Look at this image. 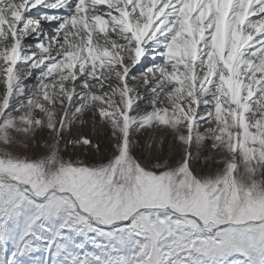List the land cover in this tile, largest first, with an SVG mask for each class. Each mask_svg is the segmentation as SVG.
<instances>
[{"label": "rangeland", "instance_id": "obj_1", "mask_svg": "<svg viewBox=\"0 0 264 264\" xmlns=\"http://www.w3.org/2000/svg\"><path fill=\"white\" fill-rule=\"evenodd\" d=\"M121 1L94 3L85 13L77 0H0V169L14 170L15 179L43 195L55 189L34 203L69 209L73 217L35 207L8 219L0 212V264L123 257L105 225L75 221L83 212L72 198L101 221L117 209L123 217L160 201L193 215L211 208L210 220L264 213V43L245 46L264 14L239 23L211 12L197 42L198 13L189 16L181 2L165 13L176 32L148 30L154 45L136 36L135 24L116 35L129 23ZM53 5L59 12L49 11ZM79 13L89 25H58ZM143 13L133 6L129 18ZM52 14L59 21L48 22ZM105 20L112 40L104 38ZM243 41L246 50L238 51ZM64 62L73 68L65 66L69 76L61 80L57 66ZM114 176L123 183L113 185ZM105 185L114 196L89 201L87 193ZM207 264H264V254L236 251Z\"/></svg>", "mask_w": 264, "mask_h": 264}, {"label": "snow or ice", "instance_id": "obj_2", "mask_svg": "<svg viewBox=\"0 0 264 264\" xmlns=\"http://www.w3.org/2000/svg\"><path fill=\"white\" fill-rule=\"evenodd\" d=\"M16 175L14 170L0 169V180L9 181L0 183V212L5 219L35 207L39 213L51 217L63 211V218L68 222L73 221V217L67 214L69 209L44 203L36 205L33 198L45 201L50 197L33 191L27 183L15 179ZM121 183L123 181L117 177L112 178L113 185L119 186ZM87 195L89 201H95L98 197L114 196V193L112 185H105ZM111 202L109 199L108 203ZM73 203L76 201L73 200ZM103 204L104 200L101 199L100 205ZM84 206L87 207V204ZM120 207H123V202ZM76 212L80 213L79 206ZM210 212L211 208L205 210L202 207L198 215H193L183 212L175 203L160 201L150 210L138 209L128 216H119L117 209L110 220L101 221L99 217L93 220L90 216L84 220L87 213H80V218L75 217V221L80 225L96 227L102 222L108 229L106 234L112 247L124 253L123 257L116 260L97 257L95 264H207L208 259L236 251L258 250L264 254V213L257 214L250 222L237 216L210 220ZM224 224L228 227L224 228ZM31 250L30 247L25 248L21 255Z\"/></svg>", "mask_w": 264, "mask_h": 264}, {"label": "bare ground", "instance_id": "obj_3", "mask_svg": "<svg viewBox=\"0 0 264 264\" xmlns=\"http://www.w3.org/2000/svg\"><path fill=\"white\" fill-rule=\"evenodd\" d=\"M115 1L116 0H77V2L79 3L78 5L80 6L79 10L82 9V11L85 13H90V10H91L94 3L107 4V6H108L109 3H112V2L115 3ZM119 1H121V0H119ZM121 2H123L125 4L124 6H126L128 8V10L126 9L127 10L126 14H124V13L123 14L126 15L125 19H127V21L129 23L125 24L126 22L125 23L122 22L123 27L122 28L119 27V31L117 32L116 35H121L122 33L124 34L125 30H127L128 28L131 29V26L135 24L134 29H132V30H134L136 32V36L139 39H141L143 42H150V43L152 42V43H154V45H157V42L156 41L154 42V40L156 39L154 37L155 35L153 33H149L148 30L151 29L152 31H155V30L163 31V32H166L167 34H173L174 32H176V31H174L176 29V28H174L175 26L173 27L167 21L168 17L165 15V13H166V9L169 8V6L170 7H176L181 2H182L181 6L185 9L186 13L189 16H190V14H195V13H198L201 15V16H199V18H198V14H197V16L195 15L197 18L193 17L194 19L192 21L195 23L194 30L196 29L197 33H199L198 37H196V39H195L197 42L201 41L200 37L203 34V32L208 31V29L206 30L205 27H203V20L206 18V15H208L211 12L217 11L219 13H222L223 18H225V19H227V15H228V17L229 16L231 17L232 15H234V16H236V19H239V23H242L241 22L242 20H245V21L247 20V22L250 23L252 18H257L260 15L264 14V0H122ZM132 5L133 6H139V9L144 11V13L141 16H139L137 18V20H134V18H131V17H130L131 19L129 18V16H130L129 12L132 11V9H133ZM53 6L54 7H49L50 8L49 11L51 13L59 12L60 8L55 7V5H53ZM109 6H111V5H109ZM85 13L83 15H81L79 13L77 16H74L71 14L70 18L63 19L62 21L59 22L58 25H60V27L62 25L69 27L72 25L74 26L75 24H82L83 23L84 26H87L90 23L86 22L88 20V17L85 18L87 15L85 17H83L85 15ZM53 14L48 16V22L59 21L58 18ZM145 15H146L145 18L138 20L139 18H142ZM185 16H186V14L183 15V17H185ZM263 17H264V15L259 18V21H256L257 23L256 22L252 23V24L256 25L253 28V33H252V34H255V36L252 35L254 37H252V38L250 37L251 39H249L248 41H247L248 38H246L245 39V41H247L246 44H245V41H243L244 43L241 42L237 48L238 51L239 50L242 51L243 49H245L243 44H245V46H247V45L253 46L252 44L256 43L257 40H261V39L262 40L260 42L264 43V38H263L264 37V25H263L264 21H263ZM102 23H103V27L105 29H107L104 32V34H106V36L104 38H106V40H108V37H109L110 40H112L113 35H111V33H110L112 30L109 28H112L113 26L107 20L103 21ZM182 23L183 22L181 20H177L175 25L179 27L182 25ZM191 26H192V24H191ZM221 39H222V36L220 38V42L222 43ZM15 58H17L14 60L15 62L17 60L21 62V61H25L27 59L26 56L24 58H20V57L16 56ZM30 60H32V59H30ZM65 66H68L69 69L72 71L73 64L67 65L64 62V64L58 65L57 66L58 68L56 67L57 69H59V71H57V73H58V76H60L61 80L65 79L66 77L69 76V73L65 71ZM71 74L73 77H76V79H77V76L79 75V73H75V72H71ZM229 205H230L231 211H233L235 206H236V195L232 196V199H231V202L229 203Z\"/></svg>", "mask_w": 264, "mask_h": 264}, {"label": "water", "instance_id": "obj_4", "mask_svg": "<svg viewBox=\"0 0 264 264\" xmlns=\"http://www.w3.org/2000/svg\"><path fill=\"white\" fill-rule=\"evenodd\" d=\"M9 182V181H8ZM57 192L55 189H50V190H47L46 191V193H45V195H47V194H49L50 192ZM59 194H66L67 196H69V197H71L72 198V196L69 194V193H67V192H58ZM39 199H41V198H39ZM72 200H75L74 198H72ZM75 205H76V207L78 206L76 203H75ZM153 208V207H152ZM80 211L81 212H83V213H87V212H85V211H82L81 209H80ZM92 217V215L90 214V213H87V218L88 217ZM93 220H95L94 218H93ZM250 222L252 221V220H249ZM99 225H104L103 223H100ZM223 227H228V225L227 224H224L223 225Z\"/></svg>", "mask_w": 264, "mask_h": 264}, {"label": "built area", "instance_id": "obj_5", "mask_svg": "<svg viewBox=\"0 0 264 264\" xmlns=\"http://www.w3.org/2000/svg\"><path fill=\"white\" fill-rule=\"evenodd\" d=\"M1 215V214H0ZM3 237V235H1Z\"/></svg>", "mask_w": 264, "mask_h": 264}]
</instances>
